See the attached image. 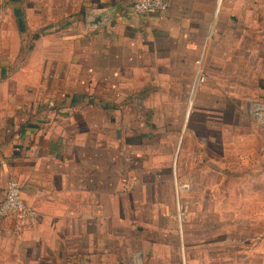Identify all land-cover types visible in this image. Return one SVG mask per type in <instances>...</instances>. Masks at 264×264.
<instances>
[{"label": "crops", "instance_id": "1", "mask_svg": "<svg viewBox=\"0 0 264 264\" xmlns=\"http://www.w3.org/2000/svg\"><path fill=\"white\" fill-rule=\"evenodd\" d=\"M134 1L0 0V202L14 177L37 212L22 225L14 215L0 218V264H92L113 254L108 235L123 228L125 190L123 163L106 139L108 70H133L124 82L116 77L120 86L140 85L152 67L167 76L185 70L186 84L195 78L187 116L201 93L199 68L212 70L209 84L224 86L231 117L222 142L235 167L226 174L245 175L244 194L264 202V0H168L165 12L144 15L133 12ZM29 26L37 50L57 59L42 62L52 71L39 79L31 109L27 82L12 92L7 76L20 49L13 42ZM114 92L139 98L133 87ZM125 123L127 143L139 142L138 124Z\"/></svg>", "mask_w": 264, "mask_h": 264}, {"label": "rangeland", "instance_id": "2", "mask_svg": "<svg viewBox=\"0 0 264 264\" xmlns=\"http://www.w3.org/2000/svg\"><path fill=\"white\" fill-rule=\"evenodd\" d=\"M35 32L29 26L27 36L14 40L13 47L20 49L12 52L7 70L12 92L19 79L27 82L29 109L37 101L39 79L52 71L53 64L46 70L42 62L57 61L55 53L37 50ZM211 71H203L201 93L188 116L195 78L186 84L185 70L167 76L152 67L141 72L145 77L139 79L140 85L121 86L116 85L117 78L124 82L133 70L120 69L118 77L115 70L107 71L109 83L101 86L105 94L101 103L109 119L106 139L123 163L125 211L123 228L108 235L109 243L115 244L113 254L92 264H264V202L244 194L250 186L245 175L238 181L226 174L235 167L228 163L231 151L222 142L229 135L231 117L222 107L228 101L224 86L209 84ZM121 87H133L138 100L115 95ZM133 121L142 135L139 142L127 143L130 133L122 132L121 125ZM219 125L225 132H215ZM218 155L220 159L215 158Z\"/></svg>", "mask_w": 264, "mask_h": 264}, {"label": "built area", "instance_id": "3", "mask_svg": "<svg viewBox=\"0 0 264 264\" xmlns=\"http://www.w3.org/2000/svg\"><path fill=\"white\" fill-rule=\"evenodd\" d=\"M168 6V0H135L132 10L136 14L144 15L155 11L165 12ZM22 193L19 180L10 178L7 182L5 197L0 202V218L14 215L17 217V223L22 225L36 217V210L26 205Z\"/></svg>", "mask_w": 264, "mask_h": 264}, {"label": "bare ground", "instance_id": "4", "mask_svg": "<svg viewBox=\"0 0 264 264\" xmlns=\"http://www.w3.org/2000/svg\"><path fill=\"white\" fill-rule=\"evenodd\" d=\"M201 64H202V62H201ZM201 66V65H200ZM202 69L201 68H199V74H200V77H199V80L201 81V79H202Z\"/></svg>", "mask_w": 264, "mask_h": 264}, {"label": "water", "instance_id": "5", "mask_svg": "<svg viewBox=\"0 0 264 264\" xmlns=\"http://www.w3.org/2000/svg\"><path fill=\"white\" fill-rule=\"evenodd\" d=\"M93 14V12H90V15H92Z\"/></svg>", "mask_w": 264, "mask_h": 264}]
</instances>
